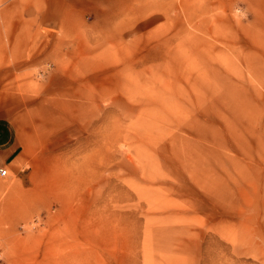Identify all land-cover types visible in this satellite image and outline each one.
Listing matches in <instances>:
<instances>
[{"label": "rangeland", "instance_id": "rangeland-1", "mask_svg": "<svg viewBox=\"0 0 264 264\" xmlns=\"http://www.w3.org/2000/svg\"><path fill=\"white\" fill-rule=\"evenodd\" d=\"M0 264H264V0H0Z\"/></svg>", "mask_w": 264, "mask_h": 264}, {"label": "crops", "instance_id": "crops-1", "mask_svg": "<svg viewBox=\"0 0 264 264\" xmlns=\"http://www.w3.org/2000/svg\"><path fill=\"white\" fill-rule=\"evenodd\" d=\"M23 148L12 124L0 118V168L10 166Z\"/></svg>", "mask_w": 264, "mask_h": 264}, {"label": "built area", "instance_id": "built-area-1", "mask_svg": "<svg viewBox=\"0 0 264 264\" xmlns=\"http://www.w3.org/2000/svg\"><path fill=\"white\" fill-rule=\"evenodd\" d=\"M0 176L1 177H6L7 176V171L5 169H0Z\"/></svg>", "mask_w": 264, "mask_h": 264}]
</instances>
